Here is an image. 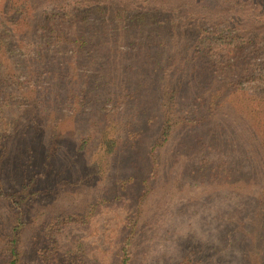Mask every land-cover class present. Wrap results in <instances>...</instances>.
Returning a JSON list of instances; mask_svg holds the SVG:
<instances>
[{
    "label": "trees",
    "instance_id": "trees-1",
    "mask_svg": "<svg viewBox=\"0 0 264 264\" xmlns=\"http://www.w3.org/2000/svg\"><path fill=\"white\" fill-rule=\"evenodd\" d=\"M166 1L0 0V156L5 152L8 139L3 127L16 125L26 113L33 110L37 111L41 120L40 128L35 130L36 142L41 150L36 151L31 142L25 143L23 147L18 146L17 150L24 154L17 163L22 162L24 170L27 165L30 167L34 161L40 160L44 171L22 172L16 176L19 179L17 184L9 185L6 189L0 174V197L11 199L17 204V215L21 213L23 200L37 195L39 189L36 185L41 183V177L50 174L52 182L58 184L56 176L67 170L73 175L71 171L74 168L75 173L83 176L87 170L84 163L78 165L81 159L77 154L89 152L92 144H95L96 155L90 156L87 168L90 169L89 173L92 171L103 176L107 174L108 168H113L110 158H113L118 168L121 165L124 167L121 175L128 174L132 168L136 169V176L141 173L155 174L163 165L157 157L162 155L175 128H179L178 131L184 136L172 144L177 147L171 146L168 151L181 153L179 146L185 144L187 147L184 150L188 153L200 148L217 153L219 139L214 135L218 125L208 115L212 110L210 105L218 95L232 94L236 102H240L244 121L257 122L258 128L262 125L260 120L264 98L258 99L263 107L256 110L253 108L254 96L247 99L245 93L246 86L252 87L251 91L258 94L264 93V8L257 13L254 11L252 21L245 26L239 8L228 12L231 6H236L235 2L179 0L182 6L178 3L174 6L168 4L166 8ZM236 1L237 5H241V1ZM194 4H200L205 11H198L199 14L186 9ZM175 12L180 21L172 18ZM166 37L172 38L174 43V39L191 42L185 50L192 53L189 59L192 65L187 66V77L195 79L193 82L181 78L183 74L179 73L180 70L168 74L155 72L158 68L152 66L154 56L164 46ZM172 60L171 55L167 56V61ZM138 72L144 73L143 82H139ZM205 80L209 81L206 85L196 87V84H202ZM191 86H194L193 89ZM136 87L157 91L161 101L157 133L142 152L137 147L136 138L143 120L139 116L133 119L137 113L144 114V109L137 110L126 122H118L115 115L118 106L139 98L134 94L140 91ZM183 88L192 94L191 112L180 108ZM207 91H210L209 94H205ZM232 103V107L238 106L234 100ZM64 107L68 108V115L60 111ZM109 110L111 113L107 112ZM9 112H14L13 116ZM233 114L237 116L239 112L235 110ZM64 119H69L74 129L56 131L55 125ZM77 122H86V128L77 135L75 143L71 142L74 148L72 153L66 150L69 149L68 142L63 148L60 143L68 134L76 136L74 125ZM199 127H202L201 131L196 130ZM188 133L189 139L184 140ZM250 135L257 141L254 130ZM255 148L259 155L252 154L254 168L241 170L239 167L243 159L236 155H232L235 160L232 167L237 169L236 172L240 170L247 175L249 181L253 179L252 183L259 185L261 191L264 190V142H256ZM37 153L40 156L42 154V159H38L40 156L36 158ZM141 153H144L145 166L137 162ZM55 156H61V160L67 163L59 166L53 161ZM213 161L216 164L209 167L202 160L201 167L209 172L218 169L230 174L231 168L226 169L224 164L229 161ZM115 180L121 185L114 186L111 183L109 190L120 189L124 195L129 190L130 199L138 201L143 195V184H146L147 179H135L133 175ZM66 183L62 182L61 185ZM117 193L114 197H117ZM131 208V215L120 227L121 236L110 253L108 264H131L135 259V250L131 245L141 221L135 205L132 204ZM236 212L237 225H241L242 213L240 210ZM259 215L264 217V209ZM17 217V225L13 226L4 243V264H19L16 234L21 221ZM60 222L59 216H50L47 222L43 232L46 245L40 249L43 259L53 264H92L91 258L78 253L77 247L63 249L59 245L56 236L61 228V225L58 226ZM228 226L232 225L229 223ZM230 229L243 231L236 225ZM242 253L244 251L240 256ZM187 260L186 255L174 264H182Z\"/></svg>",
    "mask_w": 264,
    "mask_h": 264
},
{
    "label": "rangeland",
    "instance_id": "rangeland-1",
    "mask_svg": "<svg viewBox=\"0 0 264 264\" xmlns=\"http://www.w3.org/2000/svg\"><path fill=\"white\" fill-rule=\"evenodd\" d=\"M227 1L236 3V6H231L228 12L239 8L245 26L252 21L254 11L257 13L258 10L264 8V0H238L241 1L239 3L241 5H237L236 0ZM177 3L182 6L179 0H167L165 7L167 8L168 4L174 6ZM189 3L191 4L190 1ZM186 9L194 11L193 13L205 11L200 4L191 5ZM177 14L173 13L172 18L180 21ZM174 40L176 43L172 41V38L166 37L164 46H161L158 54L154 56L155 61L152 66H157L158 69L155 72L161 74L180 70L179 73L183 74L181 78L193 82L195 79L187 77L189 75L187 66L192 65L190 63L192 60H189L192 53L185 50L191 42L184 43L183 39ZM169 55L172 56V61H167ZM138 73L139 82H143L144 73ZM208 82L205 80L201 84L198 81L197 83L200 84H196V87L206 85L205 83ZM193 87L191 86L192 89ZM136 88L140 91L134 94H137L139 98L131 99L128 104L124 103L121 107L118 106L115 109V115L118 122H126L137 110L144 109V114L137 113L133 119L136 120L139 116L141 121L143 120L140 134L138 139L136 138L137 147L142 152L152 141L153 135L157 133L161 101L157 91L149 88ZM251 88L246 86L247 99L254 96L253 108L260 110L263 106L258 99L264 98V93L258 94L251 91ZM183 89L180 95L182 103L180 108L191 112L192 94L186 88ZM196 94L198 95L199 92ZM233 97L232 94L218 95L216 101L213 100L210 105L212 110L208 117L218 125L214 135L219 139L216 145L219 149L217 153L212 150L206 152L204 148L188 153L184 150L187 147L185 144L179 146L181 153L168 151L174 142L184 136L178 131L179 128H175L169 143L162 150V155L157 157L159 163L163 165L155 174L141 173L136 176V169L132 168L129 170L130 173L121 175L123 173L120 172L124 167L121 165L118 168L113 158H110L113 168H108L107 174L103 176L92 171L89 173L90 169L87 168L90 156L96 155L95 144H92L89 152L77 154L81 159L78 165L84 163L87 170L83 176L80 177L75 173L74 168L71 171L73 175L70 170H67L56 176L58 184L52 182L50 174L41 177V183L36 185L39 189L37 195H31L30 198L23 200L20 215L16 213L18 212L16 203L11 199L0 197V264L5 263L4 243L11 234L13 226L17 225V216L21 221L16 234L19 264H53L43 259L40 250L46 245L43 232L47 228L50 216H59L62 220L58 225H61V228L56 237L63 249L75 246L78 253L88 259L91 258L92 264H108L110 253L121 236L120 227L131 215L132 204L138 209L141 222L136 237L132 240L131 248L135 250V259L131 264H174L186 255L189 260L182 264H256L259 261L264 264V217L257 216L263 213L264 190L260 191V186L252 183L253 179L249 181L247 175L241 173L240 170L236 172L237 169L232 167L235 162L232 155L243 159V164L239 167L241 170H250L255 167L252 154L259 155L255 148L256 142H264V110L261 112L262 125L258 128L257 122L254 124L244 121L241 114L242 109L239 107L240 102H236ZM232 100L236 106L238 105L237 107H232ZM247 102L250 103V101ZM235 110L239 112V115L234 116L233 111ZM60 111L66 115L69 112L67 107ZM107 112L111 113L110 110ZM9 113L13 116L14 112ZM232 121L234 123H231ZM40 123L37 111L33 110L31 113H26L16 122V125L10 124L3 127L8 136L5 144L7 147L4 154L0 156V174L3 176L5 189L9 185L15 186L19 180L16 176L23 174L22 172L44 171L40 160L39 162L34 161L30 167L27 165L24 170L22 162L17 163L18 160L23 159L22 154H24L17 150L18 146L23 147L25 143L31 142L36 151L41 150L35 135V130L41 126ZM132 125L135 126V124ZM74 126L76 136L68 134L69 136L60 143L63 148L68 142L69 149L66 150L72 153L74 148L71 142L77 141V135L86 128V122H77ZM67 128L74 129L69 119H64L63 122L55 125L56 131H65ZM196 130L201 131L202 127ZM252 130L258 136L257 141L251 138ZM189 136L190 133L184 137V140H188ZM94 142L95 139H93ZM172 147H177V145ZM39 156L37 153L36 158ZM55 157L53 161L60 164L59 166L67 163L64 159L61 160V156ZM118 157L123 158V156ZM38 159H42V154ZM215 159L229 161L224 164L226 169L231 168L230 174H227L226 170L218 169L216 172H209L201 167L202 160L211 167L216 164L213 161ZM137 160L139 164L145 166L144 153H141ZM199 160L200 162L194 167ZM259 168L261 170V167ZM133 175L135 179H147L146 184H143L145 187L143 195L138 201L130 199L129 190H126L124 195L120 189H117L119 191H115V188L108 189L111 183L114 186L121 185V182L115 180L118 177L123 180ZM62 182L67 183L61 185ZM115 192H118L117 197H114ZM236 210L242 213L241 225H237ZM229 223L232 226L229 227ZM234 225L242 228L243 231L233 229L231 231L230 228ZM245 232L247 234H244ZM242 251L244 253L240 256ZM198 261L200 262L196 263ZM58 264H71V262Z\"/></svg>",
    "mask_w": 264,
    "mask_h": 264
}]
</instances>
